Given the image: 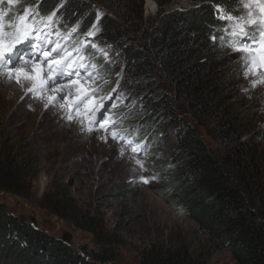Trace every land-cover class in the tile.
<instances>
[{"label": "rangeland", "instance_id": "obj_1", "mask_svg": "<svg viewBox=\"0 0 264 264\" xmlns=\"http://www.w3.org/2000/svg\"><path fill=\"white\" fill-rule=\"evenodd\" d=\"M148 1L151 4L149 10ZM233 1L229 12L245 14L242 2ZM142 2L145 17L153 16L159 7L170 10L186 9L192 5L190 0ZM16 6L0 0V12L6 13V22H14L18 15L23 14V10ZM93 6L96 11H107L100 2L94 1ZM33 14L31 16L44 32L51 29L52 47L57 44L66 47L78 63L88 66V81L80 80L79 85L86 90H99L94 97L84 100L81 111L105 103L116 120L113 130L123 134L131 144L117 143L110 135L105 143L99 139L105 135L103 130L91 134L82 132L75 113L73 121H67L68 105L64 100L47 109L44 107L47 97L55 94L51 88L36 97L32 93L26 94L31 82L22 80L21 86L15 79L9 80L6 74H0V158L11 152L29 163L24 171L27 186L23 193L0 190V202L7 212L24 216L35 226L62 238L76 249L83 244L94 249H111L115 253L113 264H142L141 252L159 246L176 247L180 243L188 244L191 256L201 254L204 264H236L225 246L210 241L180 206L164 197L170 181L179 174L176 165L180 158L169 143L175 142L174 128L168 127L163 117L155 116L152 132H147L148 125L144 124L149 114L141 102L142 97L135 96L125 86L121 66L111 47L101 46L96 35L88 36L91 28L85 32L78 29L63 32L55 26L56 22L50 23L47 17ZM93 43L96 48L92 47ZM81 48L82 60L77 53ZM104 52L108 53L107 57ZM241 55L232 49L217 54L219 73L226 87V104L237 126L236 134L253 145L264 161V84L253 87L255 77L245 79ZM231 65L236 73L226 72ZM9 67H20L19 61ZM24 71L31 72V66L25 67ZM66 83L69 87L64 94L69 95V99H76L79 85ZM142 83L151 86L153 97H158L163 91L168 92L165 79L158 70L150 73ZM112 104L116 107L112 108ZM180 112L218 157L222 147L210 118L203 115L193 117L184 109ZM133 132L137 133L135 137ZM122 147L123 156L120 155ZM133 147L141 150L134 154ZM133 156L144 163L145 171L139 169ZM140 175H155L158 179L144 184L139 182ZM52 199L60 200L62 207L79 212L86 221L85 226L76 227L70 218H61L41 206L42 201ZM206 247L213 251L208 257H204Z\"/></svg>", "mask_w": 264, "mask_h": 264}, {"label": "trees", "instance_id": "obj_2", "mask_svg": "<svg viewBox=\"0 0 264 264\" xmlns=\"http://www.w3.org/2000/svg\"><path fill=\"white\" fill-rule=\"evenodd\" d=\"M94 1L107 10L102 11L101 31L95 38L101 46L111 45L125 86L142 97L149 114L147 132H152L155 116L174 128L175 142L169 143L180 158L179 174L164 197L180 206L210 241L225 246L236 264H264V161L253 145L236 134L217 62V54L231 47L230 37L218 31L227 22L217 19L216 6L230 10L234 1L190 0L189 8L159 7L148 17L142 0H17L16 7L31 8L39 17L55 12L53 21L63 32L73 28L85 32L97 23ZM157 70L168 92L153 97L151 86L142 81ZM226 72L236 69L231 65ZM180 109L193 117L210 118L222 147L218 157ZM28 167L24 157L6 152L0 158V190L23 193ZM41 206L70 218L76 227L85 226L84 217L62 207L58 199L42 201ZM204 250V257L213 252L209 247ZM114 257L108 248L83 244L76 249L24 216L10 214L0 202V264H113ZM140 260L142 264H204L205 259L201 254L191 256L188 244L180 243L141 252Z\"/></svg>", "mask_w": 264, "mask_h": 264}, {"label": "snow or ice", "instance_id": "obj_3", "mask_svg": "<svg viewBox=\"0 0 264 264\" xmlns=\"http://www.w3.org/2000/svg\"><path fill=\"white\" fill-rule=\"evenodd\" d=\"M9 5H14L17 0H7ZM242 2V8L246 10L245 14L235 15L221 5L216 6L217 19L226 21V26H222L218 31L226 34L230 39L227 41L228 46L233 52L241 53L245 79L250 76L255 77L252 80V86L264 84V0H238ZM32 9L24 8L23 14L18 15L16 21L5 20L6 13L0 12V74H6L9 80L15 79L18 85H22V80L31 82V86L26 89L27 93H32L39 97L42 91L51 88L55 93L47 97V103L44 107L47 109L50 105H54L59 100H64L68 105L67 121L71 122L75 119L80 125L82 132L91 134L93 131L103 130L105 135L99 137L105 143L108 142V135L112 140L120 143L124 141L131 144V141L125 140L123 134L113 130L116 120L110 115V109L101 103L99 106H89L81 111V105L88 97H94L98 88L86 90L79 85L80 80L88 81L90 73L88 66L78 63L67 48L61 45L52 47L53 41L50 39L52 35L51 29L44 32L38 23L31 16ZM104 13L96 11L97 23L92 24L88 36H95L101 31L98 22ZM55 16V12L47 17L51 23ZM76 31L75 28L72 29ZM55 35L59 37V33ZM215 40L216 37L214 36ZM224 40V36L220 37ZM27 42V43H26ZM18 45H24L18 48ZM96 48L95 43L92 44ZM109 48L111 45L108 46ZM50 48V51H49ZM42 53V55H40ZM79 59H84L82 48L77 50ZM105 57L108 53L104 52ZM19 61L20 67H9L15 65ZM31 66V72L24 71L25 67ZM95 67V65H92ZM71 85H79L77 87L76 99H69V95L64 94L65 89ZM110 99V98H109ZM63 107V105H62ZM116 107L115 104L111 105ZM141 149L133 147L132 152L135 154ZM120 155H124V148L120 149ZM135 164L139 166L141 171H145L144 163L133 156ZM135 172L136 169L134 168ZM158 176L145 177L140 175L139 182L149 184L152 180H157Z\"/></svg>", "mask_w": 264, "mask_h": 264}, {"label": "bare ground", "instance_id": "obj_4", "mask_svg": "<svg viewBox=\"0 0 264 264\" xmlns=\"http://www.w3.org/2000/svg\"><path fill=\"white\" fill-rule=\"evenodd\" d=\"M150 5H151L150 2L148 1V2H147V9H148V10H149Z\"/></svg>", "mask_w": 264, "mask_h": 264}]
</instances>
